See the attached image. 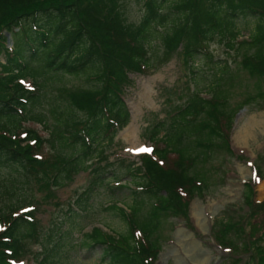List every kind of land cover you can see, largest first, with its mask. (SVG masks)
<instances>
[{
  "label": "trees",
  "instance_id": "16d2710c",
  "mask_svg": "<svg viewBox=\"0 0 264 264\" xmlns=\"http://www.w3.org/2000/svg\"><path fill=\"white\" fill-rule=\"evenodd\" d=\"M247 28L248 38L239 40ZM216 40L237 56L218 58L210 49ZM174 56L193 89L170 107L168 118L145 128L153 150L139 155L140 165L133 161L125 167L130 181L112 187L105 171L113 162L105 149L131 116L125 100L130 73H147ZM1 57L0 264H18L28 240L42 242L40 264H59L53 259L63 239L81 227L73 224L77 211L90 206L99 187L129 189L133 205L109 203L106 210H117L125 231L94 227L84 244L101 247L102 264H155L164 222L180 215L190 222L191 200L208 187L205 167L218 153L235 155L230 131L236 115L247 105L264 106V0H143L138 21L127 19L124 0H0ZM242 71L255 79L254 89L246 88L244 99L231 106ZM82 74L92 78L88 86H57L49 107L32 111L47 99L39 78L48 84ZM26 121L53 129L48 137ZM83 170L91 178L75 200L80 207L67 210L70 228H59L57 240L50 231L48 246L40 239L37 207L15 198V187L35 184L54 197L55 189ZM113 178L120 179L116 173ZM263 179L264 169L256 163L244 184L245 214L239 220L223 217L212 230L223 250L239 254L235 262L243 260L242 253L248 255L245 264H264V200L255 192Z\"/></svg>",
  "mask_w": 264,
  "mask_h": 264
},
{
  "label": "rangeland",
  "instance_id": "374dc122",
  "mask_svg": "<svg viewBox=\"0 0 264 264\" xmlns=\"http://www.w3.org/2000/svg\"><path fill=\"white\" fill-rule=\"evenodd\" d=\"M124 11L129 21H138L143 12V0H124ZM242 34L239 40L248 38V28ZM160 45L158 41L156 46L160 47ZM210 49L220 59H231L237 56V51H230L226 45L217 40L212 41ZM0 61L4 62L5 58L1 57ZM233 65L236 66L235 62ZM187 73L179 56H174L164 64H158L157 68L147 73H130L133 82L126 89L125 100L131 116L129 122L118 131L113 142L106 144L105 149L109 161L113 162L105 171V176L112 178L109 183L112 187L121 183L125 185L127 181H130L131 177L127 175L126 168L133 161L136 162V166L141 164L139 155L143 152L138 151L139 149H152L153 144L144 137L145 128L150 123L168 118L170 107L174 103L182 102L191 91L190 89H193V81ZM45 79L39 78V81L45 84L44 91H47V99H43L42 104L32 110L34 112L44 106L49 107V101L59 94L56 90L57 86L63 84H68L70 87L88 86V80H92L83 74L68 76L64 82L52 79L46 84ZM254 81L255 79H252L247 72L240 73L241 86L233 91L231 106H236L244 99L246 88L254 89ZM26 82L33 85L34 81L32 77H26ZM23 123L27 127L32 126L38 129L41 134L48 137L50 135L49 127L51 126L32 121ZM52 138L51 135L50 139ZM230 138L235 155L218 153L205 167L209 171L208 187L203 195L191 200L188 210L190 222H186L183 215L171 216L164 222L161 232L163 245L155 264H245L248 255L240 253L243 260L235 262L240 259L237 258L239 254L233 255L232 252L223 250L212 237V230L218 225L219 219L225 217L239 220L247 210L243 202L244 184L254 176L256 163L261 164L264 169V106L259 104L245 106L234 118ZM54 142L56 148L61 150L60 142L57 140ZM47 146L50 151L54 149L51 144ZM104 163L102 162V165ZM12 173L14 172H9L10 177L14 175ZM115 173L120 179L113 178ZM90 178V171H81L66 186L55 189L54 197L47 196V192L40 190L35 184L26 186L18 183L19 185L15 187V198L22 200L27 198L28 205L37 207V218L40 222L39 235L46 245H53L46 240L50 231L53 230L57 240L56 233L59 228L67 230L70 228V221L67 220L65 223L67 210L70 207L74 209L77 206L80 207L75 200L78 194L89 185ZM115 180H122V182L117 183L114 182ZM262 181L255 187L258 201L264 200V192L259 190ZM130 187L133 186L130 185ZM112 201H116L119 206L125 208L133 205V197L129 189L111 190L107 187H99L92 196L90 206L86 210L77 211L79 214L73 224L81 227H76L68 238L63 239L64 244L59 249V254L55 255L54 261L59 264H102L101 247L88 249L84 241L94 227L102 228L105 233L125 231L126 223L117 210H106ZM4 207L5 204L0 202V210ZM41 243L28 240L26 252L21 255L22 260L19 264H40L43 252ZM35 255H38V258Z\"/></svg>",
  "mask_w": 264,
  "mask_h": 264
},
{
  "label": "snow or ice",
  "instance_id": "6c2138e0",
  "mask_svg": "<svg viewBox=\"0 0 264 264\" xmlns=\"http://www.w3.org/2000/svg\"><path fill=\"white\" fill-rule=\"evenodd\" d=\"M138 151H141V152H151L152 149H149V148H141Z\"/></svg>",
  "mask_w": 264,
  "mask_h": 264
},
{
  "label": "bare ground",
  "instance_id": "6f19581e",
  "mask_svg": "<svg viewBox=\"0 0 264 264\" xmlns=\"http://www.w3.org/2000/svg\"><path fill=\"white\" fill-rule=\"evenodd\" d=\"M259 190H260L261 192H264V180H263L262 183L260 184V186H259Z\"/></svg>",
  "mask_w": 264,
  "mask_h": 264
}]
</instances>
